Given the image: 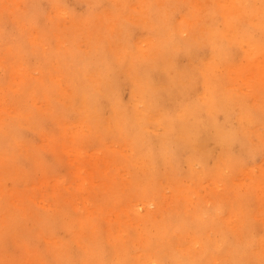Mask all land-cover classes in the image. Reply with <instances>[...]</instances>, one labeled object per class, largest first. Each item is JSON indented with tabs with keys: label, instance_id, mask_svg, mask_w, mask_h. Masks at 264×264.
<instances>
[{
	"label": "bare ground",
	"instance_id": "6f19581e",
	"mask_svg": "<svg viewBox=\"0 0 264 264\" xmlns=\"http://www.w3.org/2000/svg\"><path fill=\"white\" fill-rule=\"evenodd\" d=\"M41 1L0 0V165L13 180L30 151L34 167L44 166L25 140L31 131L49 141L59 162L64 157L80 192L99 179L91 190L103 197L88 212L67 196L63 176L52 185L43 177L34 184L38 194L21 198L23 190L13 188L7 201L0 194L11 230L26 231L29 205L50 197L42 222L54 236L57 224L49 222L70 206L78 214L69 240L80 248L54 242L52 261L60 245L67 264H264V234L251 218L264 212V0H215L208 12L191 2L194 11L185 9L181 21L165 0H84L90 10L72 28L51 18L67 13L62 0H45L50 12L40 24ZM132 28L145 35L133 40ZM74 136L107 147L89 171L84 142ZM258 156L263 167L249 166ZM204 179L216 186L203 194ZM248 181H255L252 214L233 188ZM164 182L173 193L167 208ZM104 213L100 240L82 246ZM31 256L41 254L28 251L26 262Z\"/></svg>",
	"mask_w": 264,
	"mask_h": 264
},
{
	"label": "rangeland",
	"instance_id": "374dc122",
	"mask_svg": "<svg viewBox=\"0 0 264 264\" xmlns=\"http://www.w3.org/2000/svg\"><path fill=\"white\" fill-rule=\"evenodd\" d=\"M19 1V0H17ZM221 3V6L224 5V0H217ZM63 2V8L67 11V13H50L52 16L51 18L55 21L62 20L66 27L69 26V28H72L75 25H78L79 19L86 16L87 12L90 10L89 4L84 0H62ZM165 3L168 4V8L170 11H173L177 14H174L176 21H181V18L183 17L185 13V9L191 7V11H194V9L191 6V2L193 3V7L195 8V3L198 4L199 7H205L206 11L208 12L210 9L213 8L215 0H165ZM138 5H136L137 7ZM104 6H98L93 11L95 13H100L103 10ZM4 12V11H0ZM50 12V4L48 1H41L40 6L36 11L37 18L40 19V24H44V17H46ZM123 12V11H122ZM41 14L42 18L38 15ZM69 15L75 16L77 19H72ZM5 19L8 18V14H5ZM9 23L12 21H8ZM78 22V23H77ZM8 23V24H9ZM145 30L141 31V29L132 28L131 32L133 34V40H136L140 37H143L145 35ZM6 34H9V29L7 28ZM204 51L200 50L198 52V56L194 57L193 61L196 63V59L200 58L203 54L206 53L207 49H203ZM189 61V60H188ZM180 62L182 64L187 63L186 57H181ZM244 64H247L246 62ZM3 72V71H2ZM1 73V72H0ZM1 76V75H0ZM122 78V77H121ZM122 85L121 87V93L124 101H128L129 99V90L127 87ZM245 93L248 94L249 91L245 90ZM74 118L71 120L73 121ZM69 128V127H68ZM70 129V128H69ZM70 131H66L68 133ZM25 134V140L26 141H32L35 145L36 155L39 154L40 160L44 163V166H36L32 164V156L31 151L29 152L30 155L26 158H23L20 160L21 167L24 170L19 169L18 174L20 175V180L16 179H7V174L5 175L6 171L4 168L6 167V163H2L0 165V194L2 193V201H7L8 199V193L13 190V188H19L20 190H23V196L21 198H24V191H34L36 194L40 193V189H35L36 183H38L43 177L46 178V182H48L50 185L59 183L60 177L63 176L64 181L67 180L68 184L67 187H70L71 193H68L67 196L71 197L70 200H73L76 204H78L80 207L84 205L85 211H95L97 209V204H99V200L102 199V195L96 196V194L91 190V187H94L95 185L102 184V181L99 182V179H96L95 184H92L90 180H88L87 185L85 186V190L83 192H80L78 190V187L76 186V183L80 182L79 179H77L75 176H73L74 179H77L76 181H72V174L70 167L65 162L64 157L61 155V160L64 162H59L57 160V152L53 151L49 146V141L44 142L42 138L39 135H36L32 133L31 131H24ZM77 138L76 136H74ZM84 142L83 150H84V158L87 160L85 167L88 169V171L91 169L93 165H95L94 157H102L105 155L103 153L107 150V147H101L99 150L97 148L99 146L93 145V142L90 141L88 136H84L82 138H77ZM71 140V139H70ZM210 145V144H208ZM212 146V145H211ZM25 148V147H24ZM23 148V149H24ZM92 155L89 158L88 156ZM109 156V155H106ZM258 165L260 167H263V164L261 163V157L258 156L253 161L252 165ZM262 164V165H261ZM105 167V166H104ZM186 169V168H185ZM256 174L259 175V172L256 171ZM261 175V174H260ZM123 176L122 174L120 177ZM235 175H233L234 177ZM118 177L119 184H125L127 183L126 179L124 177ZM17 180H19V184L17 183ZM206 179L202 180L200 183L202 185L199 186V190H201V193H205L211 188L215 189L214 184H212L211 181H205ZM236 183L240 184L241 182L238 180H235ZM199 183V184H200ZM234 184V189L236 191V195L241 197L242 205L241 207L246 210L247 208L250 209V212L252 214L253 210L255 209L254 204L251 202L254 197L249 195V191L251 188L249 186H252V190L254 189L255 181H248L247 185H238ZM123 184V185H124ZM198 184V185H199ZM74 187V188H73ZM125 187V186H124ZM167 182L162 183V190L165 191V199L167 203H164L165 208L172 205L171 195L173 194L170 189L167 188ZM1 188L3 191H1ZM126 188V187H125ZM225 188V187H224ZM47 189V188H43ZM77 189V190H76ZM222 189V186L219 190ZM251 190V191H252ZM62 190L59 192L61 194ZM65 192V190H63ZM240 193V194H239ZM124 194L126 197H129V192L127 190H124ZM233 196L229 197V201L231 204L236 203V197L233 198ZM84 198L89 199L88 201H85ZM43 199L41 197L37 198L36 204H30L29 205V211L32 212L31 218L30 215L26 216V218L30 219L27 223L21 221V224L24 226L26 231L18 230V231H12L10 228L11 222L7 224L6 220V210L5 213L0 212V264H40L38 260L41 259V264H67L64 259L66 256V252L64 247L62 246V249L60 251V245L57 251L56 255V261H52L50 252L52 248V244L54 242H60L61 241H67L73 248H76V251H79V245H76L75 243L72 244L69 240L70 231L75 228L76 224V216L77 212H72V209L70 206H66L63 210V213L61 215L57 214L56 220L50 221L51 224H57L55 228L54 236L50 234V232L46 228V224L42 221H46L43 219V216L47 214L49 210H52V208H45L50 203H52V199L50 197H44V202L42 204H38V202ZM103 205V202H101ZM106 210H109V205H103ZM156 207L154 205L150 206V210H155ZM145 210H143L144 212ZM108 212V211H107ZM221 216L224 219H229V215L224 209L220 211ZM258 213H254L251 218L252 220V228H254L258 235L264 234V212L257 211ZM109 213V212H108ZM145 213V212H144ZM42 214V216H41ZM111 214V213H110ZM107 216V213H104V215L96 214V224L99 227L96 234L93 237H90L88 240L84 241L82 246H84L85 242L88 244V246H92L95 243H97L100 239L98 237H101V233L98 231L105 230L104 227L106 225L104 218ZM112 220L116 219L115 214H112L111 216ZM231 220H234L231 218ZM235 221V220H234ZM133 223L135 226L137 225V220H134ZM8 225V226H7ZM142 229L144 227H141ZM130 234V232H129ZM56 239V240H55ZM29 245V249L26 250L23 245ZM76 246V247H75ZM90 246V249H91ZM23 249L25 254L21 255L20 249ZM78 248V249H77ZM32 251L33 253L39 252L41 254V257L39 259L37 257H30V260L26 262V259H24L25 255L27 256V252ZM81 251V250H80ZM85 254V253H82ZM60 256V257H59ZM58 261V262H57Z\"/></svg>",
	"mask_w": 264,
	"mask_h": 264
}]
</instances>
